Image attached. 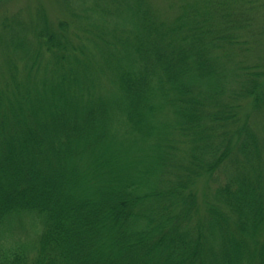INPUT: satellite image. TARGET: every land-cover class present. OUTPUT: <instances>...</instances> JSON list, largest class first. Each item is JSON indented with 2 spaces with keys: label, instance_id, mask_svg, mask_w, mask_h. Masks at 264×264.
<instances>
[{
  "label": "trees",
  "instance_id": "16d2710c",
  "mask_svg": "<svg viewBox=\"0 0 264 264\" xmlns=\"http://www.w3.org/2000/svg\"><path fill=\"white\" fill-rule=\"evenodd\" d=\"M50 1L0 11V264H264V0Z\"/></svg>",
  "mask_w": 264,
  "mask_h": 264
},
{
  "label": "rangeland",
  "instance_id": "374dc122",
  "mask_svg": "<svg viewBox=\"0 0 264 264\" xmlns=\"http://www.w3.org/2000/svg\"><path fill=\"white\" fill-rule=\"evenodd\" d=\"M155 1L162 4V0ZM41 2L46 4L53 17H56L57 11H55V7H53L50 0H0V11L3 13L6 11L15 12L21 9L33 8L37 3ZM38 217L29 213L26 216L16 218L17 220L12 224V228L10 229L12 230L10 237L16 239L13 243H17L18 240L25 241L29 246L36 243L43 227L42 220Z\"/></svg>",
  "mask_w": 264,
  "mask_h": 264
}]
</instances>
